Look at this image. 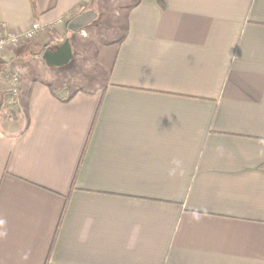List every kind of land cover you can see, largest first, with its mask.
<instances>
[{
  "label": "crops",
  "instance_id": "0c3cea01",
  "mask_svg": "<svg viewBox=\"0 0 264 264\" xmlns=\"http://www.w3.org/2000/svg\"><path fill=\"white\" fill-rule=\"evenodd\" d=\"M91 1L0 0V39L40 25L0 55V264H264V0H97L108 41Z\"/></svg>",
  "mask_w": 264,
  "mask_h": 264
},
{
  "label": "rangeland",
  "instance_id": "374dc122",
  "mask_svg": "<svg viewBox=\"0 0 264 264\" xmlns=\"http://www.w3.org/2000/svg\"><path fill=\"white\" fill-rule=\"evenodd\" d=\"M106 11H103V14ZM101 14V21L100 19L95 20L94 22H92V24L87 25L84 29H86L88 32H92V36L93 35H98L97 30H100V36L102 38H99L101 41H108V39L106 38V36H109V18H106V15ZM105 31V33H103ZM39 32L34 36L38 37ZM79 37H77L76 40H78ZM26 40H31V39H26ZM23 41V40H21ZM19 41V43L21 42ZM77 45V51H78V59H76V61L72 64V68L70 70H67L65 72H67L68 74V80L70 84H74V83H87L88 81H92L93 78H89V75L92 74L96 69H101L100 67H98L96 64L90 62V63H86V59H84V55H83V49L84 46L89 47L91 44H76ZM93 51L96 54V49L95 46L93 45ZM79 53L81 54L79 56ZM93 55V54H92ZM93 62H95V60H93ZM10 74H13V72L9 71V74H6L5 76H2L0 79L4 82H6L7 75L9 76ZM11 76V75H10ZM13 77V76H12ZM11 77V78H12ZM14 94V92H10L8 91V89L4 90V93L2 94V97H0V124L4 121V120H9V111H8V105L11 104V102H14V99L12 101V98L8 99L10 94ZM17 114V113H16ZM17 118V115L15 116ZM15 118V119H16ZM2 126V125H1Z\"/></svg>",
  "mask_w": 264,
  "mask_h": 264
},
{
  "label": "water",
  "instance_id": "95a60500",
  "mask_svg": "<svg viewBox=\"0 0 264 264\" xmlns=\"http://www.w3.org/2000/svg\"><path fill=\"white\" fill-rule=\"evenodd\" d=\"M97 16L98 13L94 9H88L73 18L68 23V28L73 32L79 31L83 27L91 24ZM43 58L50 66H68L74 58L73 47L69 38H66L63 44H60L56 50H46L43 54Z\"/></svg>",
  "mask_w": 264,
  "mask_h": 264
},
{
  "label": "built area",
  "instance_id": "2783aa9c",
  "mask_svg": "<svg viewBox=\"0 0 264 264\" xmlns=\"http://www.w3.org/2000/svg\"><path fill=\"white\" fill-rule=\"evenodd\" d=\"M40 30V25L38 23H33L30 28L25 30L22 33L19 34H8L3 36L0 39V55L7 51L11 46L18 44L21 40L26 39H33L34 36L38 33ZM10 86L9 90L10 92H17L18 90V83H19V77L14 76L9 80Z\"/></svg>",
  "mask_w": 264,
  "mask_h": 264
},
{
  "label": "trees",
  "instance_id": "16d2710c",
  "mask_svg": "<svg viewBox=\"0 0 264 264\" xmlns=\"http://www.w3.org/2000/svg\"><path fill=\"white\" fill-rule=\"evenodd\" d=\"M156 2H158L159 4H164V0H155ZM90 9H94V10H98V3L97 0H92L89 6ZM14 95L15 94H10L8 99L12 98V101L14 99ZM8 111H9V117L10 119H15L16 117V113L18 112V107L17 104L15 103V101L11 104L8 105Z\"/></svg>",
  "mask_w": 264,
  "mask_h": 264
},
{
  "label": "clouds",
  "instance_id": "9594fccd",
  "mask_svg": "<svg viewBox=\"0 0 264 264\" xmlns=\"http://www.w3.org/2000/svg\"><path fill=\"white\" fill-rule=\"evenodd\" d=\"M4 221L0 220V224H3ZM89 223H91V221H89ZM139 232V227H137L136 229L133 230V234L132 236L130 237V240H129V244L132 245L135 243V240H136V234ZM0 235H4V233H0ZM87 227H85L84 230L81 231L80 233V239L81 240H85L87 239Z\"/></svg>",
  "mask_w": 264,
  "mask_h": 264
}]
</instances>
